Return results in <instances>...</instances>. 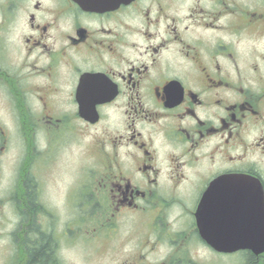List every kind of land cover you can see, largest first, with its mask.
Returning <instances> with one entry per match:
<instances>
[{"label": "flooded vegetation", "instance_id": "flooded-vegetation-1", "mask_svg": "<svg viewBox=\"0 0 264 264\" xmlns=\"http://www.w3.org/2000/svg\"><path fill=\"white\" fill-rule=\"evenodd\" d=\"M105 3L0 0V50L17 32V61L0 63L15 122L45 128L51 147L93 131L96 155L88 180L81 163L65 189V220L28 176L17 215L0 217L12 229L0 231V264H85L100 248L119 264H210L199 254L217 255L198 227L207 192L208 204L243 206L262 236L246 206L264 200V0ZM6 137L0 126V156ZM221 176L239 183L213 184ZM42 247L48 257H34Z\"/></svg>", "mask_w": 264, "mask_h": 264}, {"label": "rangeland", "instance_id": "rangeland-1", "mask_svg": "<svg viewBox=\"0 0 264 264\" xmlns=\"http://www.w3.org/2000/svg\"><path fill=\"white\" fill-rule=\"evenodd\" d=\"M5 46L6 48L0 50V63L8 67L11 62L17 61V32L15 34L12 33L11 37L6 40ZM7 101L0 90V126L7 136L5 152L0 156V161L2 162L0 165V200H3L4 203V206L0 208V217L9 221L10 217L17 215L15 198L19 194V183L25 182L29 175H34V180L38 184L35 189L39 190H37L39 200L43 204H47L48 207H56L58 214L65 220L71 213V210L68 207L65 208V204H63L65 201V189L77 178L79 174L78 168L81 163L84 164V168L87 170L86 173L90 175L95 166L96 155L93 148V131H86L85 134H72L73 138L69 142L56 144L51 148L49 144L50 138L46 129L43 127H32L33 124L27 118L15 122L14 114L10 110ZM41 155H44L41 163L36 165ZM34 158H37L34 162L35 165L29 166L28 162H31ZM90 175L86 176L87 180ZM92 192L91 190L90 193ZM42 203L40 202L41 205ZM93 213L94 211L91 210L90 205L86 215L91 216ZM98 225L99 223L96 221L88 224L87 234L93 237L94 228ZM0 231L7 232L12 231V229L6 225L0 228ZM89 235H87V238ZM0 236L4 237L2 234ZM98 241L96 234L92 238L90 246L87 243L86 253L95 252ZM102 249H97L99 255L89 258L85 264L120 263L123 254L113 253L110 248L107 250ZM199 254L203 256L208 254L209 257L200 258L210 264H251L247 255L242 257L230 256L228 259H223L213 254L210 256V252H205L204 250L199 251ZM252 263L254 262L252 261Z\"/></svg>", "mask_w": 264, "mask_h": 264}, {"label": "water", "instance_id": "water-1", "mask_svg": "<svg viewBox=\"0 0 264 264\" xmlns=\"http://www.w3.org/2000/svg\"><path fill=\"white\" fill-rule=\"evenodd\" d=\"M119 1V0H118ZM87 4L90 5V6H95L96 4V0H86ZM224 181H219L217 183L219 184H222ZM203 206L201 207L200 209V213H199V227L201 229V232L203 234L206 235V231L207 232H213L215 231V229H217V231H221L223 230V225H224V222L223 221H215L213 223H210L208 221H205L203 219H209L210 217H214V216H211L212 215V212H220V216H223L224 214V208H230L232 206L230 205H215L214 208L213 206L211 205H208L206 204V201L203 202ZM218 226V227H217ZM207 229V230H206ZM208 240V242L214 246L215 248H218V249H223V250H235L237 248H240L241 246L242 247H246V246H249V241L248 239H233V238H230L229 240H224L222 238H217V237H211V236H207L206 238ZM264 243V241H263Z\"/></svg>", "mask_w": 264, "mask_h": 264}, {"label": "trees", "instance_id": "trees-1", "mask_svg": "<svg viewBox=\"0 0 264 264\" xmlns=\"http://www.w3.org/2000/svg\"><path fill=\"white\" fill-rule=\"evenodd\" d=\"M29 196H30V200L33 201L34 199L31 197V194ZM45 248L46 247H42L41 249L36 250L34 257H43L44 256V258H47L48 257L47 252H50V250L45 249Z\"/></svg>", "mask_w": 264, "mask_h": 264}]
</instances>
